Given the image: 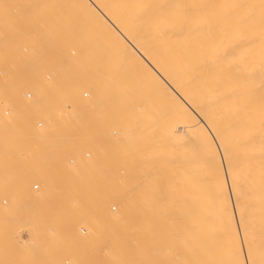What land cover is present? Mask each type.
<instances>
[{
	"label": "bare ground",
	"instance_id": "bare-ground-1",
	"mask_svg": "<svg viewBox=\"0 0 264 264\" xmlns=\"http://www.w3.org/2000/svg\"><path fill=\"white\" fill-rule=\"evenodd\" d=\"M46 1L50 0L42 2ZM68 1L80 7L85 19L87 15L92 24L103 31L107 51L112 58L106 63L109 68L106 67L104 78L108 85L115 86L114 90L108 88V98L115 101V105L122 99L120 109L115 108V111L135 117L149 112L152 116L156 115L154 111H163V115L165 112L167 117L174 118L169 122L175 130H169L173 132L172 137L183 134V205L176 202L178 183L182 181L178 182L179 170L172 163L175 155L170 151L167 156L165 152L160 153L157 161L143 162L157 170H154L155 174L158 173L154 180L164 182L161 183L163 189L154 187L150 194L137 184L134 189L136 197H130L128 202L120 205L117 213L108 209L100 212L87 198L86 205L92 209V219H96L97 210L101 214L100 222L93 229V237L105 240L109 248L119 244L164 240L170 245L173 255L178 243L179 251H183V264H264V0ZM73 37L72 44L79 38ZM51 43L54 46L55 43ZM76 44L72 45L74 51L72 47L68 48L73 59L68 53L71 58L66 66L74 71L82 67L79 65L89 63L87 60L93 58L94 61L91 60L92 64L89 63V68L82 70L81 74L77 70L70 72V77L73 76L71 73L76 76L77 71L75 83L87 84L91 81L94 86L99 80V65L97 70L93 66L100 64L95 46L91 51H85V44ZM64 49L61 48L62 51ZM78 49H82L84 55L79 54L81 50ZM76 51L85 62L77 58ZM56 53L54 57H57ZM51 58L53 61V56ZM75 59H78L77 63ZM70 60H74V66L70 65ZM66 68H63L64 72H68ZM64 72L61 70V74ZM65 76L58 75L60 85L42 93L46 119L37 123L38 128L42 126L41 130L38 129L39 135H36L32 124L35 102L18 104L14 81L18 77L6 79V76H1L0 107L5 105L12 115L9 118H4L8 116L4 114V117L0 116V150L11 147L17 162H25L38 146L39 161L44 157V162H51L60 151L62 153L73 147L77 153L86 144L89 147L97 145L99 123L95 117L89 115V119H79L78 127L74 129L70 127L71 121L61 119V116L58 118L57 111L64 113L67 110L66 103L73 101L76 105L67 86L68 76ZM64 82H67V87ZM96 91L93 89L90 92L92 100L88 103L86 98L89 93L83 91L86 105H74L71 110L74 109L80 116L95 113L101 100ZM111 108L114 111V107ZM54 113L58 119L51 118ZM147 129H151L149 125ZM83 130L94 135L90 141L82 137V141H87L85 145L80 141V134L73 136ZM10 138H15V145L6 147L5 140ZM155 151L148 150L146 154V150L141 156H146L147 160L154 159L151 157ZM166 157L169 162H166ZM75 162L79 165L82 161ZM90 167H84V170L88 171ZM43 198L47 207L57 205L54 196L45 195ZM147 198L154 201L146 202ZM135 199L139 201L135 202ZM177 204L183 206L182 210ZM60 205L59 211L62 209ZM3 220L0 218V221ZM10 228L6 222H0V262L3 256L12 260L14 253H18L19 257L27 256L25 262L30 264L35 254L32 247L42 239L34 221L27 223V239L21 247L12 241L13 236H9ZM59 229L57 236H62L64 229L65 234L71 232L66 222ZM136 251L135 248L125 247L119 256L111 257L113 251L108 249L107 264H134L121 257ZM6 264L14 263L8 261Z\"/></svg>",
	"mask_w": 264,
	"mask_h": 264
},
{
	"label": "rangeland",
	"instance_id": "rangeland-1",
	"mask_svg": "<svg viewBox=\"0 0 264 264\" xmlns=\"http://www.w3.org/2000/svg\"><path fill=\"white\" fill-rule=\"evenodd\" d=\"M42 1L44 2V0H0V54L3 55H0V74L6 76V79L10 77L13 79V76L15 78L18 77L16 80H14L16 82V100L18 99V104H27V102L30 104L33 101L35 102V115L32 118V124L34 125L33 128L36 131V135H39V130L42 129V126L38 128L37 123L43 121V119H46L44 114V105L42 104L44 100L42 93L44 90L55 89L60 85V83L57 81L58 75L62 76L64 74L65 76V74L67 75V73H69L67 75L68 77H65L68 78L67 82H69V85L67 84V86L70 90L69 92H71L70 96L74 97V102H76V105L75 103H72L73 101H71L70 104L66 103V113L57 111L58 118L61 116V119L71 121L72 124L70 127H72L71 129H74L78 127L79 119H89V115L93 116V118L95 117L99 123V129L97 130L98 143L95 145V147H89L87 144L85 145L84 143L87 141H82V137L85 140H92L94 135L83 130L84 132L74 133L73 135L75 137L80 134V141L85 145V147L81 148V151H77V153L72 147L70 150L68 149V151H62V153L60 151L53 161L44 162V157L39 161L40 154L37 146V148L32 152V155L31 153L28 155L25 162H17L15 151H12L10 147L15 145V138L5 140V146L10 148L0 150V218L1 220L4 219L3 221L10 225L11 230L9 231V236H13L11 237L13 239L12 241L16 242L18 247H21V245L24 244L27 239V223L29 221H34L36 230L39 231L42 239L32 247V249L35 251V254L32 255L30 264H107V258L108 255H110V253L108 254L107 252L108 249L113 251V255L111 257H117L125 250V247L126 249H137L136 253H125L122 255L121 258H126L125 261L127 262L131 261L134 264H176L177 262V264H183V255H181L183 254V251L182 253L180 252L181 249L178 243L176 244L177 247L175 246L177 249H175L173 255L171 248H169L170 245L166 241L165 242L167 244H165L164 240L141 244L131 243L130 245L119 244L113 245L111 248H109L105 240L95 239L93 237V229L96 224L100 222L101 218V214H98V210L102 212L108 209L112 213H117L116 211L119 210L120 205L128 202L130 197H136L134 189L137 188V184L139 187H142L146 193L149 192L150 194L153 192L152 190L154 187L157 188L158 186L159 188L163 189L164 182L159 181V183H157L154 180V176H157L158 174H155V171L157 170L154 168H149L148 165H144V162L147 163L152 162L153 160L155 161L156 159L158 160L160 153L165 152L167 156V152L170 151L175 155H173L175 159L173 158L174 161H172V163L174 166H177L176 168L178 169L176 170H179L177 172L179 178L178 182L179 180L182 181L178 183V199L176 198L177 200H175L176 202L183 201V134L176 135L175 138L172 137L171 134H173V132L171 131L175 130H173V127L170 125V123L174 118L170 116L167 117L165 112L163 115V111H154L156 115L152 116V112H149L146 113V115H136L137 117H135V115L132 116L128 114H121V110V112H118V110L115 111V108L120 109L119 105L121 104L122 99H120L117 102L118 104L116 103L115 105V101L112 99L109 101L108 98L107 93L110 91L108 88L110 87V89L112 88L111 90H114L113 87L115 86L113 84L112 86L108 85L104 78L106 77L105 73L109 68L106 63L111 61L112 58L111 54L107 51L102 29L92 24L87 15V19H85L83 10L81 11V8L77 5L70 4L68 0L67 2L70 5L67 2H65V5V0H62V3L59 2L61 0L55 2L54 0H50L51 2L48 0L49 2L46 1V4ZM63 3L64 5H62ZM88 19L90 22L87 21ZM59 35H61L60 38L62 43ZM68 36L69 38H67ZM73 36L79 37H77L78 42L76 43L81 42L82 46L85 44V49H83L81 46V48L85 51H91L95 46L100 64H97L98 61H96L97 63L95 64L97 65L93 66L96 69V67L99 65V67H97L98 70L96 69L99 73V80L94 84V86L92 85L91 81L87 83L88 85L75 83L78 73L81 74L84 69L89 68V66H87L89 63L92 64L91 60H93V58L91 59L90 55L89 59L91 60H87L89 63L86 65L85 63L79 65L81 64L79 63V67H82H80L79 70L74 68L78 71V73L77 71L75 72L76 76L71 73L73 76L70 77V72H74L75 70L73 71V68L66 66V64H69V59L71 57L73 59V55L68 49L71 48L72 45L76 44H72V39L74 42ZM51 42L55 43L54 46L57 44V48H54ZM63 42H66L63 45L64 47L62 46ZM79 45L80 44H78V46ZM90 46L91 48H89ZM75 47H77V44ZM47 48L49 49L47 50ZM61 48L68 50L66 51L64 49L62 51ZM71 49L73 50V47ZM82 49H80L81 51L78 49L81 52L79 54H83L84 51L82 52ZM56 52L62 59H60L58 55L57 57L56 55L54 57ZM76 52L75 55L77 56L78 52L77 54ZM68 53L71 56L70 58L67 56ZM79 54L77 58L80 59L82 57L81 55L79 57ZM109 54L110 56H108ZM51 55L53 56V61ZM61 55H65L66 58L68 57V60ZM76 56L74 58H76ZM55 58L59 59L56 60ZM71 61L72 60H70V65L74 66V64L72 65L74 60L72 62ZM77 61L78 59L75 62L77 63ZM80 61L85 62L86 60L80 59ZM76 63L75 66L77 67ZM57 64L58 66L60 64L59 68ZM91 66L92 65H90V68ZM63 68H66V71L68 72H64L65 70ZM22 70L25 71L23 72ZM61 70H63V74H61ZM3 75H1L2 78ZM127 78H129V76H127ZM67 82H64V86H66ZM93 89L97 90L96 92L98 93V97L100 96L99 99H101L100 105L97 107V111L91 114L85 113L81 116L78 115L80 113L77 114L74 109H72L74 111L72 112L71 108L80 106V104L86 105V103L92 100V93L90 92H92ZM82 90L89 93L87 98L86 95H84L87 101L86 103H84L85 98H83L84 92ZM28 93L32 94L31 98L29 99L26 98V94ZM112 106L114 107V111L110 110ZM14 107L16 109L17 105ZM113 107L111 109H113ZM27 108L30 107L27 105ZM0 109H2L0 110V113L2 114H0L1 117L3 116V112L5 110L8 111L9 114L7 117H3H11V110L5 105L1 106ZM56 113H54L52 117L51 114H47V116L50 115L49 117L58 119L55 115ZM61 113L63 114L60 115ZM168 123L170 127L168 126ZM148 125L151 129H147ZM145 127L147 128L145 129ZM157 128H159V130ZM134 129L136 130L134 131ZM169 130L171 131L169 132ZM169 135L171 136V139ZM156 144H158V146ZM154 149H156V151L153 153L157 154H153L151 157L154 159L149 158L148 161L146 156H141L142 152L147 150V154L148 150L153 151ZM169 156L170 153L168 154V157ZM58 157L59 160L57 159ZM168 157H166V162H169ZM78 160L82 161L79 162V165L78 162H75ZM89 165L91 167L88 169V171H85L84 167H88ZM151 170L153 172H150ZM34 185L38 186L37 191L32 190ZM179 194L182 196H179ZM45 195L54 196L53 200L57 203V205L52 208L47 207V205H45V198H43ZM87 198L89 202L92 200V203L98 207V210L95 209L97 210L95 220L91 217L92 209L87 208ZM5 199L8 201V205L6 207L1 204V201ZM135 200V202L139 201L138 199ZM145 201L150 202L154 200L147 198ZM59 204H61L60 206L62 207L60 211ZM177 205L179 206V208H177L182 210L183 206L181 205H183V202L181 205ZM65 222L67 223V227L71 230V232L65 234L64 229L63 235L57 236L60 233L59 226ZM12 231L15 235L13 233L11 234ZM53 236H56V238H53ZM14 254L15 255L12 256V260L9 256H3L0 263L6 264L9 261L14 264H27V262H25L27 256L19 257L16 255L18 253Z\"/></svg>",
	"mask_w": 264,
	"mask_h": 264
},
{
	"label": "built area",
	"instance_id": "built-area-1",
	"mask_svg": "<svg viewBox=\"0 0 264 264\" xmlns=\"http://www.w3.org/2000/svg\"><path fill=\"white\" fill-rule=\"evenodd\" d=\"M26 98H28V99L31 98V95H30L29 93L26 94ZM3 114H4V116H7V115H8V112L5 111ZM32 190H33V191H37V190H38V186H37V185H34V186L32 187ZM1 202H2L1 204H2L3 206H5V207L8 205V201H7V200H3V201H1Z\"/></svg>",
	"mask_w": 264,
	"mask_h": 264
}]
</instances>
